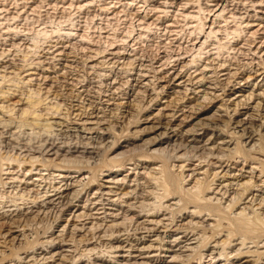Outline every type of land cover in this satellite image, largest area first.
Masks as SVG:
<instances>
[{"label": "rangeland", "instance_id": "obj_1", "mask_svg": "<svg viewBox=\"0 0 264 264\" xmlns=\"http://www.w3.org/2000/svg\"><path fill=\"white\" fill-rule=\"evenodd\" d=\"M127 65L133 67L126 69ZM0 66L11 68L4 77H0V91L15 93L14 97L4 99L5 103H0V106L11 105V108L15 106L16 112L10 113L11 116L5 113L7 115L5 116L6 120L17 127L14 136L16 138L19 134L23 145L31 143L33 146H38L43 144V141L45 143L55 139L66 143L76 141L73 137L66 138L68 134L65 133L67 132L65 128L59 132L47 129L48 132L38 126L22 124L24 120H28L29 115L20 117L17 110L26 109L21 105L20 100L24 103L29 97L31 98L28 100L32 99L30 101L42 102L32 111L33 107L27 108L28 114L35 112L34 114L40 115L42 119L54 114L53 117H58L57 119L62 121L66 119L64 122H67V126L74 128H88L90 127L88 123L99 121L110 126L109 129L93 130L89 133L95 136L94 133L99 131L98 133L104 135V143L109 142L110 146L114 144L110 149L107 147L98 150V154L93 156L95 159H91L86 164L65 166L58 160H53L46 162L47 170L41 171L39 168L34 170V166L30 172H28L30 164L18 168L13 164L7 165V160L13 153L0 147V164L3 166L0 168V204L7 206L6 209H10L9 206L12 204L18 206L23 204L27 209H31L36 204L32 203V198L24 197L19 200L18 196L21 193L19 191L23 188V183L39 181L46 177L47 180L55 177L52 184L57 187L65 182L72 184L66 193L77 195L76 202L56 205L52 214V216L56 214L55 217L30 224L27 229L16 230L15 235L24 233L26 238L18 237V241L8 238L4 244L3 239H0V264H10L9 262H13L17 256L23 258V252L32 248L39 252L41 243H44L43 248H45V242L48 241H53V246L50 247L52 244H48L47 251L56 250L54 246L58 247L63 226L73 223L69 217L71 211L75 212L79 207H84V204L87 206V201L96 196L94 193L97 185L104 184V181L110 177L119 180L125 177L129 184L137 179L147 182L151 188L143 193V199L140 201L145 200L146 210L150 211L139 212L135 209V213L127 214L125 224L119 219L117 222L123 225L111 228L107 223L96 233L89 231L91 226L89 221L78 220V223H87L84 229L72 235L70 226L62 238H65L67 245L71 247L69 250L76 249V253H80L85 248L87 250L93 248L95 242L99 243L98 236L100 239L102 237L106 239L102 240L104 244H108L107 239L111 234L112 238H120V240L131 238L134 229L132 226L135 227L152 219L149 216L154 213L151 208L158 204L155 198L163 194V190L143 174L147 172L148 167H162L172 178L170 181L176 189L172 199L170 197L163 202L164 205L171 206L170 209L166 212L162 210L158 212L159 218L169 219L163 221L168 225L173 214L176 226H173V223L172 231L177 227H181L180 229L187 233L193 231L198 235L197 245L201 242L200 248L183 252V261L175 264H243L245 261L255 259L253 256L238 258L234 250L228 255V261H225L223 256H219L218 251L214 252L216 254H211L213 241L218 240L212 238L215 235L213 226L217 217H208L207 212H204L192 221L187 217L195 211L192 204L188 205L185 212L180 213L184 203L190 200L197 187L195 181L190 180L186 175L190 173L189 170L198 168L199 165L206 168V165L210 164L205 154L198 151L197 158L192 161H167L166 159L173 153L169 148L166 149L167 144H173V140L176 139L162 145L160 151L154 154L150 153L146 148L147 144L143 143L146 139L155 136L154 133L138 131L140 128L148 127L141 124L143 121L156 119L160 115L172 116L175 113L174 126H180V130L185 131L198 119L211 121L217 113L223 116L220 118L222 123L217 128H208L207 135L219 131L228 136L234 121L247 118L245 113L254 112L244 108L239 109L238 114L234 115L232 112L234 107L230 103L237 96L247 95L249 92L264 97V0H192L191 2L188 0H0ZM201 77L206 82L199 91L205 89L206 92L217 97L208 103L200 104V100H196L201 94L196 97L187 92L186 96L183 87L190 89L188 80ZM133 80H138L139 83ZM126 82L131 86L126 85ZM105 86H110V91L106 92L108 88ZM77 94L87 95L86 100L89 102L84 101L83 106L92 103L87 109L89 113L86 112L89 117L87 114L84 117H76L77 113L74 110L77 109L75 105L78 102L74 97ZM24 96L27 98L25 99ZM262 104L264 105V101ZM123 105L124 108H121ZM53 106L58 107L57 114L53 113L55 112ZM193 107L199 108L194 111ZM92 109L104 110L103 113L97 112L99 120L93 118L95 114L90 116ZM116 109H121L120 112L124 114L123 117L119 114V118L114 120L109 116V111L113 113ZM260 121L264 122L261 118ZM102 127L106 128V125ZM26 129L29 131L27 132ZM130 140L134 143L132 147L117 148L118 145ZM232 140L234 144L239 141L237 136ZM250 145L244 149L250 148ZM189 151L188 156L195 152V150ZM261 164H264L262 154L247 152V162L241 163L238 168H243L246 172L249 170L258 172ZM181 165L185 168L183 185L178 175V168ZM258 174L252 175L258 176ZM260 179L264 181V176H260ZM47 180L46 183L50 181ZM62 180L63 182L59 184ZM203 183L202 186L205 188L207 184L205 181ZM183 187L192 189V192L185 194L181 191ZM214 187L212 186L209 193H206L207 198H220L221 194L219 195L216 190L213 191ZM153 188H156L155 191ZM29 195L34 197V194ZM104 198L106 199L107 196ZM106 207L113 208L115 211L107 212L114 214H117L119 209ZM243 207L242 205L234 211L229 219L237 218ZM119 213L121 214L122 211L120 210ZM245 213L247 215L248 211ZM248 215L247 219H251L252 215ZM102 217L101 214L97 218ZM221 224H226L224 218ZM249 238L246 243H250ZM261 241L264 242V237L259 242ZM113 242L111 243L114 247L118 245ZM83 245L85 246L82 247ZM191 246L193 248L196 245ZM98 247L97 249H102ZM178 250L179 247L174 248L177 254ZM226 250V253H229L230 250ZM258 250L264 252L263 243H259ZM95 252L98 253L97 250ZM170 254L166 255V263L170 262L168 257ZM106 256L108 253L92 255L89 257V262L92 263L96 258H104L106 261L122 260L121 257L125 254L118 251L111 253L110 259ZM86 260L87 257L82 256L80 261L74 264H88ZM237 260H240V263H235ZM261 263H264V260Z\"/></svg>", "mask_w": 264, "mask_h": 264}, {"label": "bare ground", "instance_id": "obj_2", "mask_svg": "<svg viewBox=\"0 0 264 264\" xmlns=\"http://www.w3.org/2000/svg\"><path fill=\"white\" fill-rule=\"evenodd\" d=\"M191 1L192 0H188V2ZM0 67L2 68H0V74L3 73V75L0 76L2 78L4 77V74L7 73L8 69L11 68L2 66ZM127 67L132 68L133 65H127L126 69ZM133 82L139 83L138 80H133ZM205 82L206 81L202 77L199 79L194 78L193 80H188L191 88L187 89L186 87H183L184 95L187 96V92L195 95L196 97L201 94V96L196 100H200V104L208 103L213 98L215 99L217 96H215L214 94L211 95V93L206 92L205 89L203 91H199L201 87H204ZM125 84L128 85L127 82ZM128 86L130 87L131 85ZM109 87L110 86H105V88H108L106 89V92L110 91ZM6 94L7 96H5ZM14 94H9L7 90L5 92L0 91V103H5L4 99H10L11 97L15 96ZM26 98L27 97H25V99ZM74 98H77L76 102H78V104L75 105L77 109L74 110L77 113L76 117H84L86 114L89 117V112L87 111V109L88 107H91L92 103H88L86 104V106H83L84 101L89 102V100H86L87 95L83 96V94H77ZM28 99H26L24 103L23 100H20V103L21 105H24L26 109H31L33 107L31 111L36 106L41 104L40 102H42H36V100L30 101L32 99ZM38 100L40 99L38 98ZM79 100H82V102ZM262 101H264L263 96L254 95L253 93L249 92L247 95L237 96V98L230 103L234 107L232 110L234 115L238 114L239 109L244 108L252 110L254 112L250 114L245 113L247 118L234 121L230 129L231 132L228 136L222 134L219 131L216 133L214 131V133L212 132L210 135H207L208 128H217L222 123L220 118H222L223 116L217 113L211 121L198 119L197 121L192 123L190 129L185 131L180 130V126H174L173 118L175 116V113L172 114V116L163 115L162 117V115H160V117H157L156 119H146L145 121H143V123L141 124L148 125V127L140 128V130L138 131L140 133H154L155 136L146 139L143 142L147 144L146 148L148 149V151L154 154L160 151L162 145L171 142L173 139H176L173 140V144H167L166 149L169 148V150L173 152L168 157V159H166L167 161H192L195 157L197 158L196 154L198 151L204 153L206 158L210 160V164L206 165V168L204 166L200 167L199 165L198 168L189 170L190 173L186 175L187 178L195 181V185L197 184V187H195L196 191L195 193H193V196H191L190 194V200L184 203V206L180 210V213L185 212L188 209V205L192 204L195 211H193L191 215H187V217L192 219V221L193 219L198 218L204 212H207L208 217H217V220L214 221L215 225L213 226L215 228V235H213L212 238L218 240L213 241L214 246L211 247V254H216L214 252L218 251V255L223 256L225 261H228V255H230V252L234 250L238 258L248 256L255 257L254 260L245 261L243 264H264L261 263V261L264 260V252H258L259 243H263L264 248V242H259L260 239L264 237V181H261L260 179V176H264V164H261V168L258 172H255L254 170H249V172H246L245 170L243 171V168H238L241 163L247 162V152L258 154L260 153L264 156V154L261 153L264 152V122L260 121V118L264 120V105L262 104ZM200 104H198V106L202 107ZM251 104H254V106H250ZM175 105H177V103ZM58 106L60 107L61 105L59 104ZM75 106L73 107L75 108ZM121 108H124V105ZM193 108L194 111H196L199 107ZM0 109H2L0 110V147L8 152L10 151L11 153H13L11 158H9L8 160L6 158L8 162L7 165L13 164L14 166H16V168H18L21 165L25 166L26 164H30L28 172H30L34 166V170H37V168H39L41 171L47 170V166L45 165L46 162H52L53 160H58L59 163L65 166L79 163L86 164L91 159H95V157L93 156H96L98 154V150L100 151L104 148L107 149V147L108 149H110L114 146L113 143H110L111 146L109 145V142L104 143L105 139L103 133H98V131L97 133H94L96 134L95 136H92V133H89L93 130L107 131L110 126H108L107 124H101V122L99 121H95V123H88V125L90 126L88 128L69 127L67 126V122H64L66 121V119L62 121L60 119H57L58 117H53V113L57 114L58 111V107L54 106L53 109L55 112L52 113L53 116H50L49 118L45 117L44 119L40 118V115L34 114L35 112L28 114V111L26 109H18L17 113L18 116L20 113V117H22V115H29V117L27 118L28 120H24V122L22 123L24 125L27 123L32 126L44 128L42 130L48 129L53 132H59L62 128H65V131L67 129V132L65 133L68 134L66 138L73 137L76 139V141L74 143H66L63 140L55 139L51 142L46 141L44 143L43 141V144H40L38 146H33L31 145V143L23 145L20 140L21 138L19 137L20 135L18 134L19 136L17 135L16 138L14 136V134L16 133L14 131L15 129H17V127L14 126V124L12 125V122L10 123L9 120H6L7 115L5 113H9V115L10 113L12 114L13 111H15V106H12L11 108V105H7L5 107L2 105L0 106ZM120 110L121 109H116V111H113V113L109 111V116L114 120L119 118V114H122L123 117L124 113H121ZM103 111L104 110L98 111V109H92L90 116L95 114L93 118L99 120L100 117H98L97 112L103 113ZM167 117H169L170 119H167ZM256 122L259 124H256ZM16 125L18 126V124ZM104 125H106V128L102 127ZM26 130L27 132L29 131L28 129ZM222 130L224 129L222 128ZM39 131L41 130L39 129ZM235 136H237L239 141L234 144L232 138ZM131 141L132 140L125 141L123 142V144L118 145L117 148L128 149L134 144ZM249 145L250 148L244 149ZM189 150H195V152L188 156L187 154H189ZM180 152L183 153L181 155H178ZM2 167L3 166H1L0 164V168ZM184 169L185 168L182 165L178 168V175L181 185L185 183ZM254 173L259 174L258 176H253L252 174ZM143 174L147 175L150 180L155 182V184L158 185L157 187L163 190V194H160L161 196H159V198H155L158 200V204L156 206L153 205L154 207L151 208V210H153L152 212L154 213L149 216H151L152 219L146 220L140 224L136 223L137 225L135 227L134 225L132 226L134 229L133 236L131 238L127 237L126 240H120V238H112L111 234L107 239L109 241L108 244H104V241L102 240L106 239H103V237L100 239L98 236L97 239L99 240V243L95 242L93 248L89 250L85 248L84 250L80 251V253H76V249L70 251L69 249L71 247L67 245L65 238H62L67 233L70 226V234L72 235H75L77 232H81L82 229H84L87 223H78V220H82L83 222L89 221V224H91L89 231L96 233L97 231L102 230V226H106L107 223L110 224L111 228L123 225L124 222H127V214L129 212L135 213V209H138L139 212L150 211L146 210L147 205L144 202L145 200L140 201L141 199H143V193H145L147 189L151 188V186H149L147 182H142L141 179H137L133 180V182L129 184V181H127L125 177L121 180L110 177L108 178V180L104 181V184L97 185V190L94 193L96 196L92 200L87 201V206L86 204H84V207H79L75 212L71 211L69 217H71V222L73 223H68L69 225L66 224L65 226H63L59 235L60 241L57 243L58 247L57 245L54 246L56 250L47 251L48 249L46 248V246L48 244H52L50 247L53 246V241H48L45 242V248H43L44 243H41L40 248L38 249L39 252L35 251L32 248L33 250L31 249L30 251L23 252V258L17 256L13 262L10 261L9 263L74 264L77 261H80V258L82 256L83 258L87 257L86 263L88 264H175L183 261V252L192 251L194 250V248H198L201 242L199 243V245H197L198 235L192 230V232L187 233L186 231L180 229L181 227H177L172 231V225L175 222L173 214H170L171 223L168 225H165L163 221H169V219L159 218L160 216L158 215V212H160L161 210L163 212H166L171 207L164 205L163 202L168 200V198L170 197L172 199L173 193H176V189L173 187L171 183L172 181H170V179L172 178H170V176L162 167H148L147 172ZM44 179L45 178H42L39 181L34 180L30 183H23V188L21 189L22 191L20 190L19 192L21 193H19V196L17 195L19 200H22L24 197L27 199L32 198V203H35L36 205H34L31 209H27L23 204L22 206L12 204L11 206H9L10 209H6L7 206H3L2 203L1 206L0 204V239H3V244L8 238H11V240L13 241H18V237H21L22 239L26 238V235L24 233H20L18 236L15 235L17 229H27L30 224L33 225L38 221H42L43 219H51L52 217H55L56 214L54 216H52V214L54 213L53 209L56 207V205L71 204L72 202H76L77 195H73V193H66L67 190H69L68 188H70L72 184H68L67 182H65L61 186L57 187L52 184L55 177L52 179L50 178V181L47 180V177L45 180ZM46 180L49 182L46 183ZM204 181L207 184L205 188L202 186V184L204 185ZM62 182L63 180L59 184H61ZM212 186H215L213 191L216 190L219 195L221 194L220 198H207L206 193H209V191L212 189ZM156 188H153V190L155 191ZM191 190L192 189H184V187L181 188V191L185 192V194L192 192ZM30 193L34 194V197H31L29 195ZM150 194L153 195L154 193L150 192ZM105 196H107L106 199L104 198ZM230 196H232L230 200H227ZM223 200L225 201L223 202ZM222 205H225V207H222ZM242 205L244 207L241 209L238 217L234 220L229 219L234 211L238 210ZM106 206L118 207L119 209L117 210V214H114V212H107L115 210L113 208L109 209V207L107 208ZM21 207H23V209ZM120 210L122 211L121 214L119 213ZM246 211H248V214L252 215L251 219H247L249 215H246ZM101 214L103 215V217L100 219L97 218ZM96 215L98 216L96 217ZM225 215H227V217H225ZM204 216L206 215L204 214ZM223 218L224 220H226V224L222 225L221 223ZM119 219H122L123 223H118L117 221ZM130 223L131 222H129V224ZM193 224L196 225L195 223ZM173 226H176V224L174 223ZM190 234L191 236L189 237ZM93 236L92 238H94ZM248 237H250V243H246ZM222 238L223 240H221ZM112 241L116 242L118 245L114 247L111 243ZM192 244H195L196 246L192 248ZM247 244L253 246H249ZM84 246L85 245H83L82 247ZM97 246H99L98 248L102 249H97ZM175 247H179L178 254L176 253V251H174ZM226 249L230 250L229 253H226ZM96 250L101 255L102 253H108V256H106L107 259L111 258V253H117L118 251H122L125 256L121 257L122 260L116 259L115 261H106V259L104 258H96L91 263L89 262V257L98 254L95 252ZM69 252L71 253L69 254ZM168 253H171L170 256H168L170 258V262L166 263L165 258ZM235 263H240V260H237Z\"/></svg>", "mask_w": 264, "mask_h": 264}]
</instances>
